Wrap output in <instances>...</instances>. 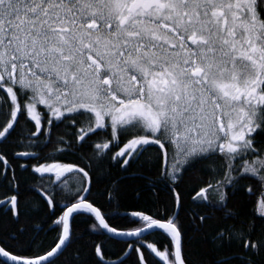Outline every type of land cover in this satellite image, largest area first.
I'll return each instance as SVG.
<instances>
[{
    "label": "snow or ice",
    "instance_id": "obj_1",
    "mask_svg": "<svg viewBox=\"0 0 264 264\" xmlns=\"http://www.w3.org/2000/svg\"><path fill=\"white\" fill-rule=\"evenodd\" d=\"M0 264H264V0H0Z\"/></svg>",
    "mask_w": 264,
    "mask_h": 264
}]
</instances>
